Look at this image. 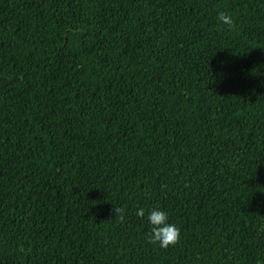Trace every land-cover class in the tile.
Here are the masks:
<instances>
[{"label":"trees","instance_id":"16d2710c","mask_svg":"<svg viewBox=\"0 0 264 264\" xmlns=\"http://www.w3.org/2000/svg\"><path fill=\"white\" fill-rule=\"evenodd\" d=\"M0 264H264V0H0Z\"/></svg>","mask_w":264,"mask_h":264},{"label":"clouds","instance_id":"9594fccd","mask_svg":"<svg viewBox=\"0 0 264 264\" xmlns=\"http://www.w3.org/2000/svg\"><path fill=\"white\" fill-rule=\"evenodd\" d=\"M219 25L231 29L234 25V18L225 11L217 13ZM115 208V215L121 214L123 219V209ZM135 216L145 221L148 231L145 233L147 243L158 246L161 249L173 247L180 239L179 227L170 221L169 213L160 207L139 206L135 210Z\"/></svg>","mask_w":264,"mask_h":264}]
</instances>
